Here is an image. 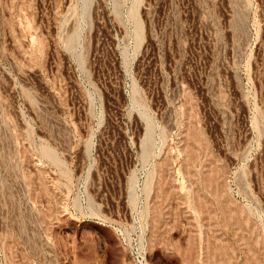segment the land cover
I'll return each mask as SVG.
<instances>
[{
    "label": "rangeland",
    "instance_id": "1",
    "mask_svg": "<svg viewBox=\"0 0 264 264\" xmlns=\"http://www.w3.org/2000/svg\"><path fill=\"white\" fill-rule=\"evenodd\" d=\"M0 264H264V0H0Z\"/></svg>",
    "mask_w": 264,
    "mask_h": 264
}]
</instances>
